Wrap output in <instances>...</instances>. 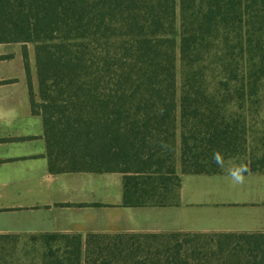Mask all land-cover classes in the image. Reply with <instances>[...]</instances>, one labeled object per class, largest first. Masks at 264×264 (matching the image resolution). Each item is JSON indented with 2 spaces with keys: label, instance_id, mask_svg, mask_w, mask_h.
<instances>
[{
  "label": "trees",
  "instance_id": "obj_1",
  "mask_svg": "<svg viewBox=\"0 0 264 264\" xmlns=\"http://www.w3.org/2000/svg\"><path fill=\"white\" fill-rule=\"evenodd\" d=\"M0 45L20 48L51 175H217V150L264 173V0H0ZM0 264L117 263L53 233L0 235ZM133 264H264V238L161 241Z\"/></svg>",
  "mask_w": 264,
  "mask_h": 264
},
{
  "label": "crops",
  "instance_id": "obj_2",
  "mask_svg": "<svg viewBox=\"0 0 264 264\" xmlns=\"http://www.w3.org/2000/svg\"><path fill=\"white\" fill-rule=\"evenodd\" d=\"M41 134L20 48L0 45V235H77L83 250L102 248L117 264L161 241L214 247L264 238V173L234 185L225 172L182 175L176 162L163 183L128 174L124 188L118 173L49 174Z\"/></svg>",
  "mask_w": 264,
  "mask_h": 264
},
{
  "label": "clouds",
  "instance_id": "obj_3",
  "mask_svg": "<svg viewBox=\"0 0 264 264\" xmlns=\"http://www.w3.org/2000/svg\"><path fill=\"white\" fill-rule=\"evenodd\" d=\"M161 147L166 149L168 145L162 143ZM213 161L218 167L224 169L227 178H229L234 185H242L245 182L246 174L249 172L248 165L243 163L236 164L232 161L226 164L224 156L219 150L213 152Z\"/></svg>",
  "mask_w": 264,
  "mask_h": 264
},
{
  "label": "rangeland",
  "instance_id": "obj_4",
  "mask_svg": "<svg viewBox=\"0 0 264 264\" xmlns=\"http://www.w3.org/2000/svg\"><path fill=\"white\" fill-rule=\"evenodd\" d=\"M26 50H27V54H28L29 71H30L31 78H33L34 69H33V55H32L33 47H32V45H27L26 46ZM35 85H36V83L33 85L34 86V90H35ZM177 92H178V84H177ZM229 161H232V162L236 163L237 160L236 159H229V160L226 161V164Z\"/></svg>",
  "mask_w": 264,
  "mask_h": 264
}]
</instances>
